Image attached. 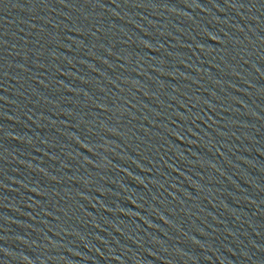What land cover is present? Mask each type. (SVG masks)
I'll return each mask as SVG.
<instances>
[{"label":"water","instance_id":"95a60500","mask_svg":"<svg viewBox=\"0 0 264 264\" xmlns=\"http://www.w3.org/2000/svg\"><path fill=\"white\" fill-rule=\"evenodd\" d=\"M0 264H264V0H0Z\"/></svg>","mask_w":264,"mask_h":264}]
</instances>
